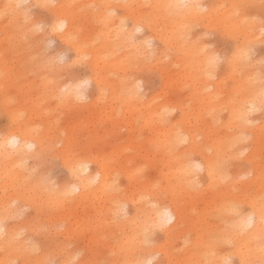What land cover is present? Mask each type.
Here are the masks:
<instances>
[{
	"label": "bare ground",
	"instance_id": "6f19581e",
	"mask_svg": "<svg viewBox=\"0 0 264 264\" xmlns=\"http://www.w3.org/2000/svg\"><path fill=\"white\" fill-rule=\"evenodd\" d=\"M227 1L231 7L235 5L234 0ZM24 2L25 0H0V14L7 12L11 21V28L3 30L4 37H10V33L14 32L21 43L24 35L33 37L38 34L35 22L20 25L27 19L24 10L27 5ZM96 2L99 8L95 15L103 28L107 32L114 31L115 37L128 40L129 45L142 56V60L138 63L135 56H125L119 58V61L117 58L107 61L104 53L100 54L98 51L102 47H93L95 51L88 57L86 64L93 71L92 80L97 93L89 104L94 105L97 100H103V89L108 87L109 105L104 107V114L88 109L86 112L81 111L82 118L75 121L68 119L64 126L65 149L70 151L79 140L77 133L67 131L68 129L90 131L89 127H94L96 122L106 120V134H113L122 122L113 109L118 108L114 104L116 102L122 103L126 113L133 110L142 115L149 129V136L145 141L136 139V121L129 117L122 123L131 131L123 138L115 137L114 142H119L113 146L117 149L138 146L144 154L135 158L116 156L118 167L111 166L110 160L100 155L69 153L62 157L68 178L60 181L56 191L52 193L55 207L58 208L57 211H61L52 219L64 221L72 215L73 221L66 228L64 239H87L92 245L85 250L88 253L86 258L79 257L76 251L61 243L59 250L62 258L58 264H148L155 251L163 254V259L157 264H191L202 253L207 254L208 264H231L230 257L236 258L235 264H264V181L260 177L264 171V161H260L264 158V120L253 123L249 118V113L253 111H261L260 116L264 118V82L261 77L249 72L240 76H216V63L214 59L211 61V56L198 58L191 54L189 58L177 57L168 63L163 60L164 50L174 44H180V52L188 54L182 48L183 20L200 15L201 0H129L128 3H123L127 8V18L132 24L126 34L113 29L116 21L109 12L116 8L117 1ZM30 3L40 11L50 12L49 20H46V34L53 36L57 29L64 28L65 31L60 36L78 56L69 63L73 73L84 53L80 45L73 44L70 38L75 29L74 15L79 14L73 10L66 11L68 7L66 12L61 10L68 4L66 0L59 5H55L52 0H30ZM81 9L79 7L78 11ZM232 21L229 13H223L216 22L223 28H229ZM240 25L246 33V40L251 31L248 32L246 24ZM261 26L264 27V24ZM116 28L121 29V25L117 24ZM132 30H143L144 34L136 39L133 38ZM153 39L156 44L150 47L149 42ZM7 49L11 53L17 52L10 40ZM20 59L24 63L32 61L27 55ZM121 65L129 70L154 69L162 74L159 91L145 100L141 98L135 77L123 74L113 80L105 75H98L99 71L105 73ZM228 65L232 71L237 66L243 70L246 60L235 56L232 63L228 61ZM3 68L8 69L6 65ZM55 73L57 74L56 71ZM17 74H20L18 69L13 70L10 76ZM229 78L234 80L233 84L228 82ZM173 84L176 85L175 91L179 84L191 87L189 97L180 99V102L171 98L168 93ZM52 93L59 105H74L77 85L73 84L63 90L61 84L56 83ZM188 99L196 101L195 105L201 109V114L205 111L204 121L198 123L202 116L195 107L192 106L193 109L189 112L186 103ZM175 107L180 109V116L176 120L178 126L165 116ZM53 108L55 110L57 107ZM219 112H225L222 119ZM13 114L11 112L10 117L18 121ZM19 122L16 129L10 128L0 136V157L5 163V175L11 182L16 174L13 161L25 158L31 146L35 150H41L45 143L42 135ZM57 125L58 117L51 116L47 130L52 142H58ZM104 132L93 131L87 147L97 141H106ZM199 135L206 146L198 143ZM147 141L159 146L158 151L163 159V167L159 169L155 180L148 179L143 174L142 167L132 163L141 160L143 156L149 159L150 150L145 145ZM185 143L182 153L176 154L174 149ZM191 152L198 154L202 161L194 162L188 157ZM239 160L244 165H239ZM90 164L95 167H90ZM248 166L252 167L251 171ZM246 171L252 173L246 180L249 184L243 183L239 178ZM119 172L126 175L128 184L120 185L116 182ZM198 174H202L203 180L208 182L204 189L198 186ZM258 179V187L245 197V190L249 185L256 186ZM213 185L226 190H220L208 199V193L214 190ZM72 199H75V205L65 204L66 200ZM126 204L132 205L127 218L126 213H123ZM15 210L11 201L0 204V264H14L17 258L22 259L19 264H45L44 256L48 254L34 256L35 245L27 236L21 237L22 228L34 233L44 223L35 222L32 220L35 217L31 216L32 219L26 217L20 224H11L9 220L14 216ZM93 217L95 224L90 222ZM170 218L173 223L164 226ZM125 227L129 231L125 232V236L118 237L117 232ZM155 228H161L165 233L166 242L163 245H146L139 240L136 234L138 230L149 232ZM186 232L193 234L190 247L185 242L186 239H183L181 249L173 251L167 248L169 238L183 237ZM108 252H111L110 259L106 260Z\"/></svg>",
	"mask_w": 264,
	"mask_h": 264
},
{
	"label": "rangeland",
	"instance_id": "374dc122",
	"mask_svg": "<svg viewBox=\"0 0 264 264\" xmlns=\"http://www.w3.org/2000/svg\"><path fill=\"white\" fill-rule=\"evenodd\" d=\"M52 1L55 5L63 2V0ZM66 1L68 4L61 10L65 11L68 7L66 11L73 10L74 13L77 11L79 14L74 15L75 29L72 30L70 38H72L73 44H79L84 51L80 56L81 59L74 67L73 73L70 71L69 63L73 59L78 58V56L73 52L72 47L60 36L64 33V28L57 29L53 36L46 34L48 27L46 20H49V11H40L34 5H31L30 0H25L24 5H27V7L24 10L26 11L25 15L27 19L20 25L35 22L36 27H38V34L33 37L24 35L22 43L18 42L14 32L10 33V37H4L3 30L11 28V21L7 12L0 14V136L10 128L16 129L17 123L20 121L19 123L26 124L45 139L41 150L38 148V150H35L31 146L25 158L13 161L16 174L12 182L5 175V163H3L0 157V204L11 201V205L15 207L14 216L9 220L11 224H20L21 220L26 217L31 218V216L35 217L31 218L35 222L40 221L44 223L43 227L34 233H30L25 228H22L21 237L23 235L27 236L28 240L35 245L34 256L48 254L44 256L45 264H58L62 258V253L59 250L61 243L66 244L67 248L76 251L79 257L86 256V258L88 257L86 251L92 245L87 239L80 240L77 237L70 240L64 239L66 228L73 221L72 215L66 217L64 221L52 219L56 213L59 214L61 212L57 211L58 208L55 207L56 203L54 202L52 193L56 191L60 181L68 178L67 170L62 163V157L67 156L69 153L80 154L82 156H86L87 154L100 155L108 158L111 166L118 167L115 160L116 156H131L135 158L138 155L144 154V151H140L138 146L121 149L113 146V144L119 142H114L115 137L123 138L131 131L129 127H125L122 123L125 118L129 117L134 118L136 121L135 128L138 129L136 131V139L145 141L149 136V129L145 125L142 115L133 110L126 113L122 103L116 102L114 104L118 108L113 109L122 122L113 134H106L104 129L108 125V121L106 120L96 122L94 127H89L90 131H81L78 128L68 129L67 131L77 133L79 140L70 148V151L65 149L66 130L64 126L66 121L68 119L75 121L82 118L83 113L81 111L86 112L88 109L98 110L101 111V114H104V107L109 105L108 98L110 97V93L108 87L103 89V100H97L94 105L89 104L97 93L95 91V83L92 80L93 71L86 64L88 57L95 51L93 47L100 45L102 49L98 51L100 54L104 53L103 56L108 59L107 61L116 58L119 61V58L125 56H135L138 63L142 60V56L129 45L128 40H122L119 36L115 37L114 31L107 32L108 30L103 28L101 21L95 15V11L99 8L96 0ZM115 1H117L116 8L109 12L114 16L116 21L113 29L117 30L118 33L126 34L131 29L132 24L130 19L127 18V8L123 3H128L129 0ZM234 3L235 5L231 7L227 0H201L200 15L187 17L183 20L182 48L188 54H182L180 52V44H174L164 50L165 55L162 56L163 60L168 63L169 60H175L177 57L189 58L191 54L196 55L198 58L204 56H208L209 58L211 56V61L214 59L216 63V76L220 74L240 76L249 72L259 75L264 82V27L261 26L262 23L264 24V0H234ZM79 7H82L80 11H78ZM223 13H229V16L232 17V25L229 28H223L216 22L220 20V16ZM242 23L249 27L248 32L251 31L247 35L246 40H244L246 33L242 31V25H240ZM117 24L121 25V29L116 28ZM132 32L134 33L133 38L135 37L136 39L144 34L143 30H136L135 32L132 30ZM9 40L18 53H11L7 49ZM155 44L156 41L154 39L149 42L150 47L155 46ZM26 55L32 60L30 63H24L20 59ZM235 56L236 58H245V69L242 70L240 66H237L235 70H231L228 61L232 63ZM4 65L8 69H4ZM16 69L20 71V74L12 75L11 77L10 73ZM124 70L125 72H123ZM123 74L137 79L139 93L141 94V98L145 100L151 98L152 95L159 91L163 76L154 69L141 71L140 69L135 70L132 68L129 70L123 65L111 68L105 73L101 71L98 73L99 76L105 75L113 80H116ZM228 82L233 84L234 80L229 78ZM56 83L61 84L63 90L73 84L77 85L78 93L74 105L61 106L58 104L57 98L53 97V93L51 94ZM175 88V84L170 87L168 95L171 98H176L180 102V99H187L189 97L188 91L191 87H183V85L179 84L176 91ZM154 101L155 99L152 102L154 103ZM186 103L188 104L189 112L192 111V106L199 111L202 117H199L198 123L206 119L205 111L201 114L202 111L196 107L194 99H188ZM54 106L57 107L55 110ZM11 112L18 118V121L10 117ZM224 113L219 112L220 119L223 118ZM250 113L249 118L253 123H259L264 120L263 116H260L261 111ZM54 115L58 117V142H52L50 132L47 130L51 116ZM165 116L171 122L176 123V120L180 116V109L178 107L172 108ZM178 125L177 123L175 124V126ZM93 131H105L104 138L106 137L107 140L104 142L97 141L90 145V147H87L90 134ZM197 141L199 144L201 143L203 146H206L200 135ZM145 145L150 150L149 159L143 156L141 160L133 161L132 163L142 167L143 174L148 179L155 180L159 169L163 167L162 155L158 151L159 146L156 144L147 141ZM185 145L186 143L175 148L176 154L182 153ZM207 151L209 153V150ZM188 157L194 162L202 161L200 156L193 152L188 154ZM260 161H264V158ZM238 163L239 165H244L240 160ZM131 166L134 167L133 165ZM90 167L95 166L90 164ZM247 168L250 171L252 170L251 166ZM198 170L202 171L201 168H198ZM117 176L116 182L118 184H128L125 174L119 172ZM251 176L252 173L246 171L239 178L243 183L249 184V181L246 182V180ZM260 177L264 181V171ZM197 178L199 181L198 186L204 189V186L208 183L207 180H203L202 174H198ZM259 183L260 179L256 181V186L253 184L249 185L248 189L245 190L244 196L247 197L252 194ZM212 187L214 190L208 193V199H211L216 192L226 190L225 188H220L219 185H213ZM70 203L75 205V199L71 201L66 200L65 204ZM124 206L123 213H126L125 218H127L128 214L132 211V205L126 204ZM90 222L95 224V217L91 218ZM172 223L173 219L170 218L164 226H169ZM128 231L129 228L125 227L117 232V236L123 237L126 235L125 232ZM136 234L139 240L146 245L154 244L155 246H161L166 242L165 233L161 228H155L152 231L149 230V232L138 230ZM192 238L193 234L187 232L183 237L169 238L167 248L173 251L178 248L181 249L183 239H186L185 242L190 247ZM127 245L131 246V243ZM110 254L111 252L107 253L106 260L110 259ZM152 255L153 257L147 262L148 264H157L159 260L163 259L161 252L155 251ZM235 259V257H230L231 264H235ZM76 260L77 258L74 259V261ZM14 262V264L22 263V259L17 258ZM191 264H208L207 254H200L197 259H193Z\"/></svg>",
	"mask_w": 264,
	"mask_h": 264
}]
</instances>
